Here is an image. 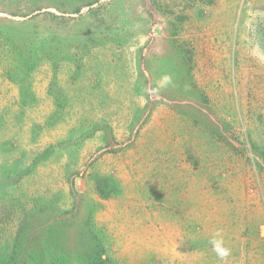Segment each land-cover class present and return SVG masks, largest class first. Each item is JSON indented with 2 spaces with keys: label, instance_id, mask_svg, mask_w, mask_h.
Masks as SVG:
<instances>
[{
  "label": "rangeland",
  "instance_id": "obj_1",
  "mask_svg": "<svg viewBox=\"0 0 264 264\" xmlns=\"http://www.w3.org/2000/svg\"><path fill=\"white\" fill-rule=\"evenodd\" d=\"M0 264H264V0H0Z\"/></svg>",
  "mask_w": 264,
  "mask_h": 264
},
{
  "label": "clouds",
  "instance_id": "obj_2",
  "mask_svg": "<svg viewBox=\"0 0 264 264\" xmlns=\"http://www.w3.org/2000/svg\"><path fill=\"white\" fill-rule=\"evenodd\" d=\"M222 245V241H215L214 242V247L217 251L221 252L223 256H227L228 255V250L227 249H223L221 247Z\"/></svg>",
  "mask_w": 264,
  "mask_h": 264
}]
</instances>
